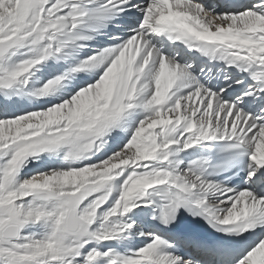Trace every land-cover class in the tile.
<instances>
[{"label":"snow or ice","instance_id":"1","mask_svg":"<svg viewBox=\"0 0 264 264\" xmlns=\"http://www.w3.org/2000/svg\"><path fill=\"white\" fill-rule=\"evenodd\" d=\"M0 264H264V0H0Z\"/></svg>","mask_w":264,"mask_h":264}]
</instances>
